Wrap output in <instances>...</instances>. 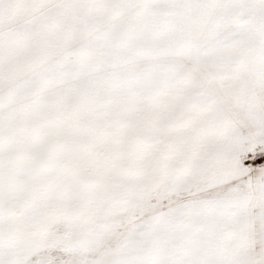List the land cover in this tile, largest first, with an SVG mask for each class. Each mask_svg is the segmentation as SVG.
Segmentation results:
<instances>
[{
  "label": "snow or ice",
  "instance_id": "6c2138e0",
  "mask_svg": "<svg viewBox=\"0 0 264 264\" xmlns=\"http://www.w3.org/2000/svg\"><path fill=\"white\" fill-rule=\"evenodd\" d=\"M0 264H264V0H0Z\"/></svg>",
  "mask_w": 264,
  "mask_h": 264
}]
</instances>
